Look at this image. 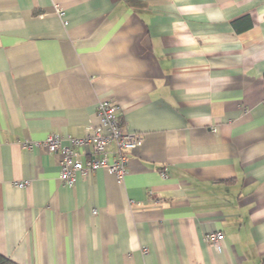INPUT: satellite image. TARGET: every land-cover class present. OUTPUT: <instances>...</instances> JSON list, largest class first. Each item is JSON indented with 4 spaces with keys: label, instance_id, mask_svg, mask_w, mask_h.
Wrapping results in <instances>:
<instances>
[{
    "label": "crops",
    "instance_id": "0c3cea01",
    "mask_svg": "<svg viewBox=\"0 0 264 264\" xmlns=\"http://www.w3.org/2000/svg\"><path fill=\"white\" fill-rule=\"evenodd\" d=\"M103 99L143 143L123 184L66 186L42 143L85 137ZM0 254L264 264V0H0Z\"/></svg>",
    "mask_w": 264,
    "mask_h": 264
},
{
    "label": "built area",
    "instance_id": "2783aa9c",
    "mask_svg": "<svg viewBox=\"0 0 264 264\" xmlns=\"http://www.w3.org/2000/svg\"><path fill=\"white\" fill-rule=\"evenodd\" d=\"M55 11L59 17H63L64 11L61 8L56 6ZM119 110V106L113 100L103 99L97 105L100 124L88 128L85 137L76 138L51 133L45 138L42 145L47 153L60 157L59 179L62 184L73 187L78 176L90 177L99 170L114 175L117 182L123 184L128 174L130 156L142 145L143 139L123 129ZM112 145L115 146L113 151L110 150ZM24 146L33 149L38 147L39 143H25ZM163 177L166 178V174H163ZM29 184V181H25L15 183V186L24 189ZM224 240L225 235L222 232H211L205 238V241L218 252L222 251Z\"/></svg>",
    "mask_w": 264,
    "mask_h": 264
},
{
    "label": "trees",
    "instance_id": "16d2710c",
    "mask_svg": "<svg viewBox=\"0 0 264 264\" xmlns=\"http://www.w3.org/2000/svg\"><path fill=\"white\" fill-rule=\"evenodd\" d=\"M0 264H17V263L0 254Z\"/></svg>",
    "mask_w": 264,
    "mask_h": 264
}]
</instances>
